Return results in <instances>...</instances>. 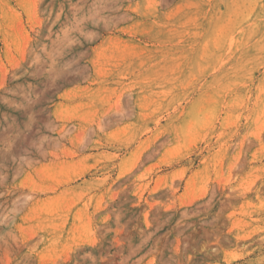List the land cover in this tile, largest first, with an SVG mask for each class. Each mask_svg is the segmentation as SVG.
Listing matches in <instances>:
<instances>
[{
  "label": "rangeland",
  "instance_id": "obj_1",
  "mask_svg": "<svg viewBox=\"0 0 264 264\" xmlns=\"http://www.w3.org/2000/svg\"><path fill=\"white\" fill-rule=\"evenodd\" d=\"M0 264H264V0H0Z\"/></svg>",
  "mask_w": 264,
  "mask_h": 264
}]
</instances>
